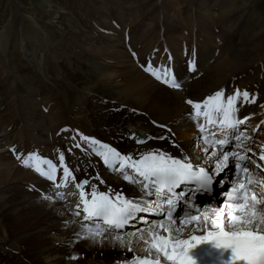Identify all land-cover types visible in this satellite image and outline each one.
<instances>
[{
  "label": "rangeland",
  "instance_id": "1",
  "mask_svg": "<svg viewBox=\"0 0 264 264\" xmlns=\"http://www.w3.org/2000/svg\"><path fill=\"white\" fill-rule=\"evenodd\" d=\"M157 30L163 41L154 44L150 53L140 41L147 36L153 39ZM205 32H212L214 38L206 39ZM193 33L198 36V44L190 37ZM228 34H237L235 43L239 41L246 56L245 63L255 61L254 65L239 69L241 76L251 77L238 90L248 91L250 95H255L256 91L258 98H264V0H0V134L6 131L5 137L13 146L6 161L9 164L17 162V146L24 151L20 143L26 142L29 136L40 134L48 140L51 131H41L40 127L48 126L47 116L53 112H58L59 127L61 123L74 126V131L96 130L89 121L93 116L97 126L111 125V120L106 118L110 106L104 100L111 102L108 97L126 96L124 84L130 69L142 67V73H139L156 84L158 80L143 67L150 63L153 68L168 69L167 60H163L166 50L169 58L176 62L187 54L204 58L198 54L206 46L211 47L207 53L208 62L225 59L228 49L224 44L222 50L216 46H220ZM166 35L173 38H166ZM136 45L133 53L148 56L145 62L137 61V57L127 52ZM195 48L197 52L192 51ZM225 61L232 60L229 57ZM201 91L202 85L193 94L186 89L195 100L202 96L198 95ZM46 100L51 101L53 112H42ZM40 118L43 120L39 121ZM22 128L26 136L24 141L20 140ZM57 132L52 133L55 139ZM176 132L185 137L183 143L190 149L189 156L193 160L196 155H203L199 150L200 143L195 141L191 131L176 129ZM248 132L252 134V128ZM50 140H53L52 136ZM90 153L79 157L76 170L84 169L89 158L94 159L88 156ZM15 165L24 171L31 169L20 161ZM0 179V183L6 181L3 177ZM14 193L13 196L4 192L0 198H8L7 203L11 204L17 198V192ZM1 213L0 209V223ZM146 221L139 220L144 226H147ZM84 258L79 256L80 260ZM100 259H104L103 256Z\"/></svg>",
  "mask_w": 264,
  "mask_h": 264
},
{
  "label": "bare ground",
  "instance_id": "2",
  "mask_svg": "<svg viewBox=\"0 0 264 264\" xmlns=\"http://www.w3.org/2000/svg\"><path fill=\"white\" fill-rule=\"evenodd\" d=\"M168 35H166V38H173L172 35ZM204 35L208 36L205 37L206 39L211 38L209 40H212L215 36L212 32H205ZM236 36L237 34H228L224 36V42L220 46H216L218 49H221L224 44V47L228 49V58L226 57L225 59H214L208 62L209 58H207V53L211 47L207 48L206 46L205 48L203 47V52L198 54L204 58L187 54L184 59L176 62L173 61L174 58L173 60L169 58V52L166 50L163 53V60H167L170 75L175 77L176 81L180 83V89L170 87L163 82V79L158 80V83L155 84L147 77L144 78L143 74H140L142 73L140 69L142 67L139 69H130L126 77L127 80L125 79L126 84H124L126 87V96L108 97L111 102L104 100V103L110 106V112L107 113L106 118L108 121L111 120V125L108 123V125L99 127L101 125L97 126V121H95V117L93 116L89 121L92 126L96 127L94 131H74V126L72 128V126H65L62 123L61 127H59L58 112L51 111V101L46 100V103H48L47 101L49 103H44L45 105L41 108L42 112L43 110H49L53 113L47 116L49 120L48 126L41 125L40 129L41 131L50 130L51 132H49L51 134L48 135L50 137L52 136L53 140H50V137L46 140L40 134H35V136L28 135L29 139L24 143H20L21 146L23 145L24 151L21 150L22 148H19L20 145L18 142L19 146H17L16 155L20 156V159H17V162L20 161L22 163V159L29 152H35L40 157L50 159L58 165L57 178L59 180L63 175L62 168L59 167V156L63 153L64 165L70 169L76 180L88 179L91 183H95L101 191L110 190L113 194L119 193L128 198L138 197L141 194L140 185L129 183L118 172H114L104 165L101 158L97 157L91 151L89 144L81 139L80 134L110 144L121 152L135 153L151 147L167 151L173 155H179L181 152L189 155L190 149L183 143L185 137L183 135L180 136V133L176 132V129L181 132L183 130L191 131L194 134L195 141H197L200 135L197 123L198 121H202L203 117L194 120L190 115L194 110L186 101H202L220 89L224 90L225 95L232 94L243 82L248 81L251 77V75L249 77L247 75L241 76L239 72V69L245 66L254 65L255 61L252 60L245 63L246 56L239 47V41L235 43ZM162 37L160 38L157 30L154 33L153 39L147 36V38L139 41L144 43L146 50L152 53L154 44L161 43L163 41ZM190 37L193 39V43H197L198 36L196 37V34L194 35L193 33ZM159 38L161 40L157 42ZM174 38L179 37L174 36ZM135 43L137 44V42ZM138 45L127 52L129 55L137 57V61L139 59L140 62H145L148 59V56H145V54L133 55ZM196 48L195 50L192 49V51L197 52V49H200V47ZM215 50L212 51L214 52ZM229 57L232 61H225ZM156 65L158 64L156 63ZM206 71H208L207 75L201 77ZM199 85H202V91L198 95L202 96H198L196 100L191 99L186 89L191 90L193 94ZM254 92L256 96L252 94L249 97L251 100V97L254 96V102L245 101L242 97H239L237 100V117H249L243 124L238 125V128L243 132H248L252 128V134L248 132L243 135L240 146L242 149H237V151L246 152L257 163L264 164V161L259 160L261 146H264V124L261 123V121H264V98H258L257 92ZM72 124L75 125L73 121ZM251 124L254 125L252 126ZM23 129L20 137L21 141L26 137ZM56 130H58V138L55 139L52 133H55ZM258 130L260 132H257ZM133 132L137 133L139 137H150V139H147L144 144H137L130 136V133ZM5 133L2 132L0 134V173H2L0 176L6 179V181L0 183V186H2L0 194L9 192L14 196L16 194L14 192H17V198L11 204L7 203L8 198H0L1 217L3 218L0 223V232L2 233L0 235V264H7L8 261V264H122L123 261L129 260L133 254L143 255V242L138 240L136 236L127 235L128 233L136 232L137 229H143L145 234L150 230L148 226H144L138 220H135L137 222L132 223L131 226L133 227L125 232V242H131V252L127 251L126 247L114 246L109 240H105L101 244L79 238L76 233L81 231L79 222H83V215H74L78 210L76 209V203L78 202V195L76 193L78 190L71 183L67 188L61 187L56 189L53 181L40 175L33 167H28L29 169L31 168L30 170L25 168L26 170L24 171L22 170L23 168L16 167L15 164L17 162L15 164H9L6 160H8L7 156L10 154L13 146L10 139L5 137ZM11 134L12 132L8 136ZM198 143L200 142L198 141ZM76 144H79L81 147H75ZM48 145L51 147L49 146V148ZM61 145L63 146L62 149ZM83 146H86V149ZM247 149H251V152H247ZM57 151L60 153H57ZM89 151L91 153L88 156H92L94 159L89 158L84 165V169L76 170V162L79 157ZM196 156L199 157L200 155ZM196 156L193 160L194 163L197 162ZM11 158L14 159L15 156ZM13 161L15 162V159ZM248 166L250 168L254 167L251 163ZM42 168L46 169L47 166L42 165ZM228 172L229 170L223 174V177ZM257 175H259V172H257ZM97 176L103 181L102 184L96 180ZM0 180L2 181V179ZM224 182V180H221L219 184L224 185ZM5 186L7 189L4 188ZM13 189L16 190L13 192L11 191ZM23 192L26 193L21 196ZM56 192H62L64 198L60 199L57 197L55 195ZM218 195L223 196L224 193H218ZM200 199L195 206L200 207L202 211L201 216L205 214L215 216L216 211L220 208L226 210V204L223 205L222 201L219 202L218 200L212 202L214 207H207L206 204L212 201L208 195L202 196ZM204 204L205 206H203ZM8 218L12 219L8 220ZM144 218L147 221L159 220L155 217L150 220L147 217ZM195 223V221L192 222V224H189L184 229L183 235L185 238L190 233L196 235L201 234L200 232L193 231V224ZM177 224H179V219H177ZM79 256H85V258L80 260ZM100 256H103L104 259L101 260ZM72 257H76V259H72Z\"/></svg>",
  "mask_w": 264,
  "mask_h": 264
},
{
  "label": "snow or ice",
  "instance_id": "3",
  "mask_svg": "<svg viewBox=\"0 0 264 264\" xmlns=\"http://www.w3.org/2000/svg\"><path fill=\"white\" fill-rule=\"evenodd\" d=\"M144 70L172 88L181 87L167 68H153L149 63ZM239 97L248 102L255 100L254 96L249 99L248 91L237 89L225 95L220 89L202 101H186L194 110L190 113L194 120L203 117L197 123L199 150L203 155L196 163L188 154L173 155L158 148L121 152L110 144L80 134L104 165L129 183L140 185L141 194L136 198L101 191L88 179L76 180L64 165L63 153L59 156L63 172L59 180L58 165L50 159L29 152L21 162L53 181L56 189L67 188L71 183L78 190V210L74 215H83V222H79L81 231L76 233L79 238L101 244L109 240L114 246L126 247L131 252V242H125L123 230L136 219L144 220L140 213L151 212L161 217L157 221H146L150 229L147 234L143 229L127 234L143 242V255L133 254L122 264H264V164L257 163L246 152L237 151L244 135L238 125L249 118L236 115ZM130 136L137 144L150 139L139 137L135 132ZM75 147L81 146L76 144ZM246 151L251 152V149ZM259 160L264 161V146H261ZM249 163L254 167L250 168ZM230 169L235 170L236 179L227 194L226 210L218 209L215 216H201L197 210V214L187 215L186 219L174 218L178 203L189 199V192H184L182 185L192 186L194 192L211 193ZM96 180L103 183L98 176ZM55 195L64 198L62 192ZM194 221L193 231L201 234L190 233L185 238L184 229Z\"/></svg>",
  "mask_w": 264,
  "mask_h": 264
}]
</instances>
